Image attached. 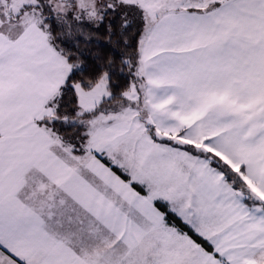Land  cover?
I'll list each match as a JSON object with an SVG mask.
<instances>
[{
  "label": "snow or ice",
  "instance_id": "obj_1",
  "mask_svg": "<svg viewBox=\"0 0 264 264\" xmlns=\"http://www.w3.org/2000/svg\"><path fill=\"white\" fill-rule=\"evenodd\" d=\"M0 264H264V0H0Z\"/></svg>",
  "mask_w": 264,
  "mask_h": 264
}]
</instances>
